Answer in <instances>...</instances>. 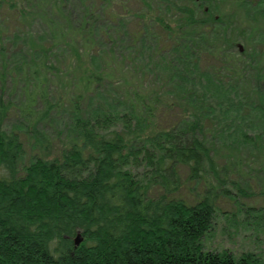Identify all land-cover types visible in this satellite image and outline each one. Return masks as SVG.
Masks as SVG:
<instances>
[{"label": "trees", "instance_id": "1", "mask_svg": "<svg viewBox=\"0 0 264 264\" xmlns=\"http://www.w3.org/2000/svg\"><path fill=\"white\" fill-rule=\"evenodd\" d=\"M57 2L38 5L62 21L64 31L54 45L83 46L71 50L70 77H76L69 100L61 96L66 76L48 62L51 48L39 49V62H30L33 89L14 98L7 92L5 67H0V264H264L257 254L236 257L202 244L218 214L216 192L225 188L229 169L227 159L223 166L216 160L215 142L208 138L224 125L219 128L205 111L214 108L208 86L220 89L222 71L242 82L231 63L222 64L231 61L223 50L232 55L242 41L249 50L236 60L233 55V64L243 60L250 66L256 57L251 37L263 25L264 0H140L143 14L135 18L131 36L114 34L120 42L136 44L131 59L140 56L151 66L160 52L157 65L164 66L167 78L181 77L173 85L187 92L186 99L172 126L157 124L163 96L148 88L122 96L120 112L101 106L106 88L119 81L98 67L103 57L88 44L106 35H93L88 20L94 14L88 13L70 38L74 29ZM234 20L242 28L237 36ZM151 22L172 49H145ZM169 53H174L171 59ZM249 68L257 83L253 97L246 107L237 101L236 108L243 117L261 118L260 127L249 134L238 123L242 117L227 115L235 122L236 139L264 159V69ZM202 76L206 84L198 79ZM52 83L56 96L48 92ZM59 111L67 112L71 122L57 121ZM218 146L228 147L225 142Z\"/></svg>", "mask_w": 264, "mask_h": 264}, {"label": "rangeland", "instance_id": "2", "mask_svg": "<svg viewBox=\"0 0 264 264\" xmlns=\"http://www.w3.org/2000/svg\"><path fill=\"white\" fill-rule=\"evenodd\" d=\"M177 1H183V4L187 3L186 0ZM43 2L44 0H0V67H5L8 80H10L7 82L9 89L7 92L13 94L12 97L14 98L18 92L22 93L23 89L28 91L33 89L34 80L30 75L31 71H29L30 62L33 66L39 62V49L51 48L53 51L48 55V62L55 65L62 71L63 76H66L63 77L62 82L66 89H62L64 93L61 96L64 95L69 100L74 87L73 79L76 77V75L73 78L70 77L72 75L71 53L74 52L71 50L76 49V47L80 49L83 46L82 44L76 46L74 44L69 47L62 46L59 49L57 45H54V42L60 39L59 36L62 30L64 31V26L61 20L52 16L49 7H44L45 9L38 7L39 3L42 4ZM178 4L183 5L179 2ZM57 6L62 8L65 16H68L71 28L74 29H70L69 34H72L70 38L74 37L76 27L88 13L94 14V17L88 20L93 35H106L103 41L90 38L91 41L88 44L89 49L96 56L101 55L103 57L97 64L98 67L107 68L113 81H119L118 85L106 88V92L103 94V97L106 98L105 101L99 99L104 104V106L101 105L103 108L110 109L107 107L109 106L112 110L120 112L122 110L120 105L122 96L127 94L130 98L134 90L141 92L143 91L142 88H148L163 96L162 103L157 109L159 110V117L156 118L157 124L172 126L177 122H175L176 110L180 109L181 106L184 107L185 94L187 93L182 87L176 88L173 85L180 81L181 77L178 76L174 80L167 78V71H165L164 66L157 65L159 63L156 60L160 52H157V58L152 60L150 66V64H146L147 60L140 58V56L130 58L135 56L136 49L133 46L136 44L134 42L128 40L120 42L114 38L115 33L131 36L137 20L135 18L138 17V14L139 16L143 14L142 10L139 11L140 0H60L57 2ZM153 8L158 15L157 5L153 4ZM158 9L161 14L165 12L162 6ZM197 15L202 17L199 13ZM96 17L98 19L94 21ZM237 23L238 20H234L232 25V32L236 36L242 29L238 28ZM263 31L264 22L263 25L260 23V27L256 28L257 33L251 37L250 44L256 52V57L246 65L250 64L253 68L264 69V57H262L264 55ZM149 32L151 35H147L149 40L145 42L147 45L145 49H155L156 51L160 47L169 45L157 24L151 22ZM241 42L237 44L238 47L232 50V55L227 49L223 50V53L225 52L231 61L224 59L222 64L231 63L232 71H237L240 74L242 82H239V77L235 83L236 78L233 75L229 77L226 71H222L220 73L221 78L218 79L221 83L223 82L220 89L215 91L208 86V91L213 96L211 99L214 108H206L205 111L218 123L219 128L220 124H224L223 129L221 131L219 129L216 134L213 135L209 132L208 138H212L215 142V153L217 150L219 154L218 158L215 156L216 160L223 166L227 159L229 169L225 173L228 178L224 184L225 188L216 192L215 204L218 214H216L211 231L203 237L202 244L206 250H228L236 257L244 253H252L260 255L264 259V159L262 156L256 158L258 156L256 150L251 149L249 144L241 143L239 138L236 139L238 136L232 126L235 122L230 123L227 115L231 113L233 118L242 117L244 121L238 123L249 134L253 133L255 128H259L262 121L259 117H243L242 112L236 108L237 101H242L245 107L250 104V99L253 97L250 93L257 84L254 79V71L249 68L250 66L246 68L243 60L237 62L236 65L233 64V55L235 58L239 54L241 58V54L245 50H249V46L245 48L244 43ZM204 45L200 44L199 47L203 49ZM168 48L172 49V46H168ZM110 52L113 55L112 58H109ZM129 52H131V56H129ZM172 55L174 53L168 54L169 59L172 58ZM83 62L87 64V61L83 60ZM210 63H214V61H210ZM33 66H30L31 69ZM217 66L216 64L215 67ZM190 76L192 79L198 77L196 73ZM198 79L203 80L206 84L203 76ZM52 81L54 79L51 78ZM101 91H104L103 87ZM48 92L55 96L59 94L56 92L54 84L48 86ZM195 93L200 94V91ZM245 93H248L249 97ZM257 104L259 105V103ZM57 116L59 117L57 121L71 122L67 112L59 111ZM57 125L58 123L54 124L56 127ZM52 133L56 135L57 131ZM222 142H225L228 147L218 146Z\"/></svg>", "mask_w": 264, "mask_h": 264}, {"label": "water", "instance_id": "3", "mask_svg": "<svg viewBox=\"0 0 264 264\" xmlns=\"http://www.w3.org/2000/svg\"><path fill=\"white\" fill-rule=\"evenodd\" d=\"M80 242H81V238H80V236L78 235V236L76 237L74 243H75V245L77 246V245H79Z\"/></svg>", "mask_w": 264, "mask_h": 264}]
</instances>
